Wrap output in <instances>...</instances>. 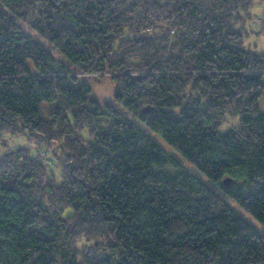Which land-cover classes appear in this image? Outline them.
I'll return each mask as SVG.
<instances>
[{
  "label": "trees",
  "instance_id": "trees-1",
  "mask_svg": "<svg viewBox=\"0 0 264 264\" xmlns=\"http://www.w3.org/2000/svg\"><path fill=\"white\" fill-rule=\"evenodd\" d=\"M264 0H0V264H264ZM44 38L70 64L27 34ZM43 104H53L48 118ZM227 119L237 126L220 133ZM236 125V124H235ZM230 179L228 187L223 183Z\"/></svg>",
  "mask_w": 264,
  "mask_h": 264
},
{
  "label": "rangeland",
  "instance_id": "rangeland-1",
  "mask_svg": "<svg viewBox=\"0 0 264 264\" xmlns=\"http://www.w3.org/2000/svg\"><path fill=\"white\" fill-rule=\"evenodd\" d=\"M252 13H255L256 16H260L264 12V5L258 4L256 1L252 6ZM23 30L29 34L36 42L41 44L49 53L52 54L56 61L63 63L70 67L71 70L75 71V67L70 64V62L63 57L53 46H51L44 38H42L37 33L33 32L29 29L28 25L23 22L18 21ZM247 43L250 45H256L257 51L263 52L264 51V35L256 36L252 35L248 40ZM93 96L97 98L101 102H108L112 104L116 109L121 111L129 120H131L134 124H136L139 128L143 129L163 150V152L167 155L175 159L179 167H165L160 169L159 171L167 176L173 177L182 172L194 175L198 177L207 187L213 189L214 191L218 192L220 196L233 208V210L238 214L240 217L245 219L247 222L252 224L259 233L264 236V226L259 224L256 220H254L249 214H247L241 207L235 204L230 198L226 195L219 192L217 187L208 181L204 176H202L195 167L187 163L179 154H177L172 148H170L162 138L150 130H148L144 125H142L135 117H133L129 112H127L122 106L118 105L113 100V91L111 89L110 83H102L97 84L96 87L93 88ZM260 107L264 110V99H261L259 102ZM53 104H43L42 108V117L44 119L48 118V113L53 107ZM238 120H231L227 119V121L220 127L219 132L223 133L228 128L232 126H237ZM236 124V125H235ZM5 141V147H0V156L5 152V150H16V149H27L31 152H35L36 150V139L35 137H31L28 133L24 135L18 136H11V135H4L3 136Z\"/></svg>",
  "mask_w": 264,
  "mask_h": 264
},
{
  "label": "water",
  "instance_id": "water-1",
  "mask_svg": "<svg viewBox=\"0 0 264 264\" xmlns=\"http://www.w3.org/2000/svg\"><path fill=\"white\" fill-rule=\"evenodd\" d=\"M230 182H231L230 179H225V180L223 181V183H224V185H225L226 187L229 186Z\"/></svg>",
  "mask_w": 264,
  "mask_h": 264
}]
</instances>
